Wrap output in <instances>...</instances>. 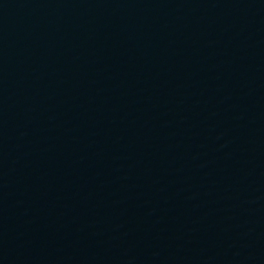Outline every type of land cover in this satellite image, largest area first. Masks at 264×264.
<instances>
[{
    "label": "water",
    "instance_id": "95a60500",
    "mask_svg": "<svg viewBox=\"0 0 264 264\" xmlns=\"http://www.w3.org/2000/svg\"><path fill=\"white\" fill-rule=\"evenodd\" d=\"M0 264H264V0H0Z\"/></svg>",
    "mask_w": 264,
    "mask_h": 264
}]
</instances>
